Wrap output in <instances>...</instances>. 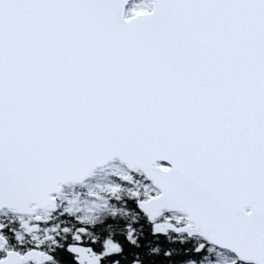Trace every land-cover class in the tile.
Masks as SVG:
<instances>
[{
	"label": "snow or ice",
	"instance_id": "1",
	"mask_svg": "<svg viewBox=\"0 0 264 264\" xmlns=\"http://www.w3.org/2000/svg\"><path fill=\"white\" fill-rule=\"evenodd\" d=\"M0 264H264V0H0Z\"/></svg>",
	"mask_w": 264,
	"mask_h": 264
}]
</instances>
